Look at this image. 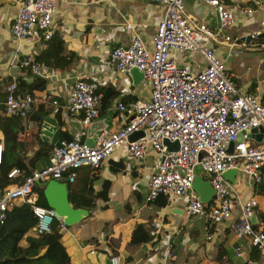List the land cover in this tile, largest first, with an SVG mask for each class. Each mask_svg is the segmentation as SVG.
<instances>
[{
  "label": "crops",
  "instance_id": "obj_1",
  "mask_svg": "<svg viewBox=\"0 0 264 264\" xmlns=\"http://www.w3.org/2000/svg\"><path fill=\"white\" fill-rule=\"evenodd\" d=\"M220 1L232 12L233 22L222 36L209 41L207 45L214 55L224 61L238 92L262 97L264 1ZM16 7L17 1L0 3L1 100L4 99L8 83L23 80L27 85L24 92H31L34 102L27 115L1 114L0 132L4 148L2 118L14 117L7 128L17 137L7 157L11 161L16 160L14 168L27 173L35 169L41 152L53 149L39 132L46 117L52 115L51 118L57 122L61 141H67V137L69 140L77 138L86 141L88 126H82L79 115L68 114L61 107L77 78L97 84L101 95L98 117L111 112L108 130L122 125L121 113L116 109L117 102L128 103L149 97V85L142 75L115 70L110 52L116 46L128 44L133 34H138L146 48L152 50V38L165 6L150 0H60L52 19L55 38L51 37L52 40L46 42L38 32L30 38L12 36L10 23ZM184 14L192 22L205 23L209 27L218 26L219 23L215 6L205 0H185ZM253 32L263 35L246 40ZM224 34L236 38L232 48L228 46L229 42L224 41ZM58 47L61 48L60 53H56ZM28 57H34L39 65L41 74L35 78H31L33 74L30 68L21 67L22 60ZM170 57L178 66H188L194 71L201 69L204 63L197 52L171 49ZM53 101L59 103V110L55 111ZM47 135L49 139L52 132ZM238 140L255 144L261 140V135L258 132H244ZM158 155L149 149L142 158L135 159L121 145L99 168L92 170L81 167L74 181L60 180L66 183L67 191L75 195L76 201H93L91 207H75L88 210L84 218L60 227V240L70 256L71 264H102L106 256L112 254L121 256L120 264H264V250L251 248L246 238L236 237L228 227L229 221L216 224L204 216L187 217L183 213L182 198L161 195L153 202L145 199ZM224 177L231 187L232 219L239 215L236 201L253 198L257 204L250 219L252 226L264 229V175L256 181L240 170L229 169ZM18 178L0 187V198L6 187L19 182ZM40 186L41 183L31 195L34 202L38 198L36 189ZM88 188L92 193L86 191ZM103 190L106 191L105 197H98L96 194ZM212 200L213 197L208 203ZM21 203L17 200L14 205ZM159 218L163 221V227L157 242L150 238L141 244H130L131 234L138 224H150L154 229ZM33 229L26 236L36 235ZM20 245L26 246L25 236ZM236 245L242 246L241 257L233 254Z\"/></svg>",
  "mask_w": 264,
  "mask_h": 264
},
{
  "label": "built area",
  "instance_id": "obj_2",
  "mask_svg": "<svg viewBox=\"0 0 264 264\" xmlns=\"http://www.w3.org/2000/svg\"><path fill=\"white\" fill-rule=\"evenodd\" d=\"M59 1L18 0L10 23L12 36L30 38L38 32L44 42L49 40L53 35L52 19ZM150 1L165 6L152 38L153 49L148 50L140 36L133 34L128 44L116 46L110 52L115 70L129 73L135 67L141 71L149 85V97L128 103L117 102L122 125L102 131L94 145L77 138L61 141V146L54 150V163L27 173L18 168L11 169L7 177L11 180L19 177L21 181L3 190L0 223L8 208L20 200L31 204V211L37 219L33 229L35 234L50 232L54 220L60 227H65L54 209L31 200L36 186L50 179L72 182L78 169L85 166L92 170L99 168L115 148L124 145L127 154L135 159L142 158L149 149L159 154L148 181L145 196L148 202L161 195L182 198L185 216H204L216 224L229 221L228 227L236 237L246 238L251 248L264 250V229L253 228L250 220L256 200H237L239 215L232 219L231 187L224 177L229 169L240 170L256 181L264 175V96L240 94L224 61L207 45L223 35L233 22V14L222 1L205 0L215 6L219 21L218 26L209 27L185 16V0ZM257 35L253 32L251 37ZM235 39L224 34V41L229 42L231 48ZM171 49L197 52L204 59L203 67L194 71L188 66H178L170 57ZM21 67L30 68L33 75L41 74L34 57L22 60ZM5 90L0 115L24 116L30 113L34 102L31 92H20L15 80L8 83ZM100 98L96 83L77 78L61 107L68 114L79 115L80 123L86 127L99 116ZM53 105L55 111L59 110L57 101H53ZM253 128H261L258 143L238 140L240 134L251 132ZM137 131L143 135L129 140V136ZM165 139L177 142L178 148L169 149ZM2 140L0 132V163ZM231 142H234L233 150L228 151ZM200 153H203L201 157ZM196 164L201 166L202 178L214 188L211 203L200 201L192 189ZM162 227L163 221L159 218L150 232L152 241H158ZM242 253V246L233 248L235 257H241ZM120 263L119 254L110 256V264Z\"/></svg>",
  "mask_w": 264,
  "mask_h": 264
},
{
  "label": "trees",
  "instance_id": "obj_3",
  "mask_svg": "<svg viewBox=\"0 0 264 264\" xmlns=\"http://www.w3.org/2000/svg\"><path fill=\"white\" fill-rule=\"evenodd\" d=\"M53 38H55V34H53L52 39ZM60 50L61 48L58 47L56 53H60ZM17 86L20 92H24L27 89V85L23 80L19 83L17 82ZM2 95L3 94L0 93V105L3 101L1 100ZM100 108L101 106L99 110ZM9 118H2L4 121V148L2 152V162L0 163V187L12 181L7 177V173L16 165V160L11 161V159L7 157L8 152L9 154L11 153V149L14 147L12 145L17 137L15 133L7 128L14 119V117ZM62 134H64V132ZM69 139L70 138L67 137V140ZM17 181H21V179L18 178ZM36 191H38V198L35 203L44 207H49L44 198L42 187L40 186ZM86 191L92 193L89 188ZM96 195L98 197H105L106 191L103 190ZM68 199L69 202L75 204L73 205L74 207H79L81 205L91 207L93 205L92 200L76 201L75 195L72 192H68ZM36 222L37 219L31 211L30 203L22 202L19 205H13L6 212L3 222L0 223V264H71L70 256L60 240L61 233L59 222L57 220L53 221L52 230L50 232L26 236L27 232L35 226ZM152 228L150 224H138L131 234L130 244L137 245L149 241ZM24 236L26 239V246H21L20 241Z\"/></svg>",
  "mask_w": 264,
  "mask_h": 264
},
{
  "label": "water",
  "instance_id": "obj_4",
  "mask_svg": "<svg viewBox=\"0 0 264 264\" xmlns=\"http://www.w3.org/2000/svg\"><path fill=\"white\" fill-rule=\"evenodd\" d=\"M18 0H0V3H12L16 2ZM263 34H258L257 37H261ZM251 36H247L246 40H249ZM138 73L141 74V71L137 68H131L129 70V74ZM31 78H35L36 75H31ZM240 94H245L244 91H240ZM51 116H48L44 119L42 125L39 128V132L43 135L41 136L43 140L46 142H49L50 145L53 146V149L51 151H43L40 154V157L38 158L35 169H41L45 166H48L55 162V155L54 150L56 148H59L61 146V140L59 137V128L57 127V122L51 118ZM111 112H107L104 116L98 117L90 122L88 125V132H87V138L86 141L90 145H94L96 142V139L98 135L104 131L108 130L111 125ZM53 127L56 129L53 130ZM52 132L51 137L48 139V133ZM251 132L255 133L258 132L259 136L261 135V128H253ZM143 135V132L137 131L132 133L129 136V140H135L138 137H141ZM92 139V140H90ZM164 143L169 147V149H177L178 145L177 142H170L168 140H164ZM234 142L229 143L227 150L231 151L233 149ZM203 153H200L201 157ZM201 172V166L200 164H196L193 169L194 173V179L192 183V189L197 194L200 201L204 203H208L211 198L213 197L215 191L214 188L210 185V183L203 179L200 175ZM227 171L224 173L226 174ZM41 186L43 187V192L47 201V204L50 208L54 209L56 214L62 218V221L65 225H72L74 223H77L82 218H84L88 210L86 208H75L71 205L68 199V191H67V185L65 182H62L60 180H45L41 182ZM102 264H110V257L106 256L105 261H103Z\"/></svg>",
  "mask_w": 264,
  "mask_h": 264
}]
</instances>
